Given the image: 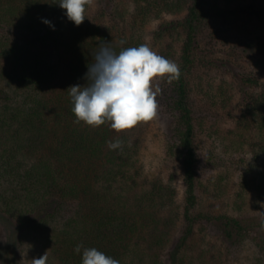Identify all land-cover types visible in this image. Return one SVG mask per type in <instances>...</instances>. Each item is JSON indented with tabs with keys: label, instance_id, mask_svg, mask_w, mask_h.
Listing matches in <instances>:
<instances>
[{
	"label": "trees",
	"instance_id": "trees-1",
	"mask_svg": "<svg viewBox=\"0 0 264 264\" xmlns=\"http://www.w3.org/2000/svg\"><path fill=\"white\" fill-rule=\"evenodd\" d=\"M58 3L0 0V244L6 222L21 228L20 254L26 243L41 245L51 264H82L84 248L120 264H183L196 225L208 224L231 247L255 240L264 264V209L246 213L245 190L235 198L237 213L205 209L200 199L202 176L217 162L200 154L204 123L194 98L202 69L229 77L216 90L198 81L199 92L210 95L206 109L224 110L234 122L227 134L246 165L243 186L264 196V28L253 31L250 21L264 24V0H100L86 6L80 26ZM140 44L181 71L178 81L159 82L157 96L166 153L183 170L177 218L158 213L178 201L177 186L174 174L147 170L148 125L117 133L107 123L77 124L71 111L67 90L87 83L102 46L119 53ZM117 139L122 149L111 150L107 142ZM7 257L15 263L11 252ZM17 260L22 264L21 255Z\"/></svg>",
	"mask_w": 264,
	"mask_h": 264
},
{
	"label": "rangeland",
	"instance_id": "rangeland-1",
	"mask_svg": "<svg viewBox=\"0 0 264 264\" xmlns=\"http://www.w3.org/2000/svg\"><path fill=\"white\" fill-rule=\"evenodd\" d=\"M100 0H93L95 8L99 6ZM252 30L259 31L264 28V24L260 19L251 18ZM254 37V34L250 38ZM178 41H182L181 38H177ZM179 42V44H180ZM177 44V45H179ZM252 50V48H250ZM220 56H225L224 53H220ZM202 69L199 74H202V78H196V85L194 87V98L198 102V116L200 123H204L203 127L200 126V147L202 158L206 161H215V167L208 165L207 172L202 176L203 188L201 187L200 196L205 209H213L214 211H234L236 206V197L240 191H246L248 198V208L246 213L253 214L261 212L264 207L261 203L264 202V196L259 194L258 191L252 190L251 187L243 186L245 178L243 172L246 168L240 165V152H237L232 145L231 138L227 134L228 128L234 125L230 116L226 111L219 108L206 109L203 105L205 101H210V95H204V92H199L198 83L200 81L205 89L211 88L216 90L215 87L219 86L223 77L229 79L222 70ZM205 70V71H204ZM199 81V82H198ZM149 127V136L146 142L145 151L143 152L142 159L144 160L147 170L157 176L168 178L170 174L175 175V184L177 186L178 201L171 208L165 207L158 211L159 216L168 218H177L182 205L184 197V185H183V170L181 162L176 157H170L167 155L166 144L163 137V121L161 115L157 113L154 120L150 122H144ZM227 129L225 132L224 130ZM228 135V136H227ZM258 162H255L254 166ZM253 168L248 164V170ZM257 166L252 169L251 174L255 172ZM248 172V177L252 176ZM248 179V178H247ZM251 179V178H249ZM210 191V192H209ZM262 196V197H260ZM240 202V198H238ZM234 208V210H233ZM167 218V219H168ZM177 230L173 231V235H177L181 226L178 224ZM20 227L17 225L13 227L9 226L6 222H2V241L0 244V257L3 264H10L7 253L11 252L14 255L15 262L19 256H22V264H31V260L38 258L48 251L47 264H51L50 251L41 245L26 243L24 244L25 250L20 254V246L18 243V233ZM227 242L223 240L222 236L208 224L196 225V230L192 238L190 239L187 257L183 264H263L257 258V246L256 242L252 238H248L243 244L237 247H231ZM11 257V256H10ZM18 257V258H17ZM13 264V263H11Z\"/></svg>",
	"mask_w": 264,
	"mask_h": 264
},
{
	"label": "clouds",
	"instance_id": "clouds-1",
	"mask_svg": "<svg viewBox=\"0 0 264 264\" xmlns=\"http://www.w3.org/2000/svg\"><path fill=\"white\" fill-rule=\"evenodd\" d=\"M59 6L66 10L67 18L80 26L85 19L86 6L93 0H59ZM51 25L48 20L43 21ZM125 43L121 41V44ZM181 75L179 65L157 54L147 44L122 48L119 53L102 46L95 54L94 62L88 66L83 86H70L71 111L77 124L97 128L106 123L112 130L121 133L141 122H150L157 116V96L162 89L159 82L169 84L178 81ZM111 150L122 149L119 139L108 141ZM261 206L264 207V202ZM264 228V219L261 220ZM82 245H77L76 253ZM48 251L31 260V264H47ZM82 264H120L119 260L96 248H84Z\"/></svg>",
	"mask_w": 264,
	"mask_h": 264
}]
</instances>
